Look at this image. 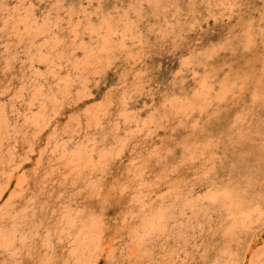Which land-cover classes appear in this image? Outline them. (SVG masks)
Wrapping results in <instances>:
<instances>
[{
    "label": "bare ground",
    "instance_id": "bare-ground-1",
    "mask_svg": "<svg viewBox=\"0 0 264 264\" xmlns=\"http://www.w3.org/2000/svg\"><path fill=\"white\" fill-rule=\"evenodd\" d=\"M67 15L69 32H51L44 43V61H50L51 67L33 91L41 101L39 116L26 120L13 143L0 144V212L5 218H16L12 215L17 213L18 201L36 196L31 206L41 214L40 225L35 223L30 240L21 235L24 229L20 227L11 244L0 236L4 264L17 251L14 246L28 254L27 261L32 264H205L198 260V254L207 250L203 233L202 240L183 236L174 239L171 230L164 228L169 211L175 217L193 213L205 198L214 210L226 212L231 218L222 225L229 255H220L222 251L207 254L209 264H264V197L249 200L248 193L234 190L221 166L227 147L223 135L241 142L251 137L247 122L239 126L237 119L253 120L264 127L263 115L255 114L264 111L263 16L249 23L242 36L225 39L215 51L200 52L203 60H198L199 52L192 53L190 60L204 67L194 88L189 91L181 86L180 92L175 88L165 95L163 107L150 119L142 120V128L126 130L123 120H135L125 109L113 111V99L107 98L88 111L94 112L95 122L102 126L101 144L92 148L61 144L58 148L66 154L47 157L42 140L51 131L53 119L82 102L93 71L107 66V57L101 53L108 47L106 38L101 37L92 46L85 43L86 35L95 38L86 7L81 4ZM78 47L84 48L83 59L78 57ZM221 57L224 61L214 64V59ZM62 62L67 72L61 70ZM197 115L205 120L193 139L182 140L175 128L162 132L163 127L158 126V116L170 117L178 128H185V121ZM3 116L6 118V114ZM214 116L221 121L211 128ZM69 117L78 120L74 110ZM92 127L91 120L88 129ZM260 139L254 156L258 165L255 174L264 175V137ZM247 157L242 156L240 163ZM251 182L249 178L246 185L252 187ZM70 186L82 198L76 207L60 200ZM200 188L206 190L205 195L196 197L195 191ZM44 193L45 201L40 202ZM253 201L260 202V208L253 206ZM189 221L198 225V215L192 214ZM251 228L255 235L244 249L240 239ZM152 231L158 240L151 248L136 252L141 239ZM17 240L22 247L16 245Z\"/></svg>",
    "mask_w": 264,
    "mask_h": 264
},
{
    "label": "rangeland",
    "instance_id": "rangeland-1",
    "mask_svg": "<svg viewBox=\"0 0 264 264\" xmlns=\"http://www.w3.org/2000/svg\"><path fill=\"white\" fill-rule=\"evenodd\" d=\"M81 4L89 12L95 34V38L86 35L85 43L92 46L101 37L106 38L108 47L102 49L101 53L107 57L104 59L107 66L93 71L87 86V97L82 102L78 101L73 109L53 119L51 131L45 133L42 140L47 149V157L57 155L58 152L66 154V150L58 148L61 144L73 148L83 145L92 148L98 146L97 143L101 144L104 140L101 135L102 126L95 122L94 112L88 111L94 103L107 98L113 99V111L125 109L135 120V123L123 120L126 130L142 128L140 122L150 119L158 108L163 107L165 95L175 88L180 92L181 86L189 91L194 88L204 67L190 60L192 53L215 51V47L225 39L242 36L249 23H253L254 19L260 21V15L264 21V0H0V144L13 143L26 120L39 116L41 101L34 97L33 91L51 67L50 61H44V43L51 32H69L67 13L70 9L79 8ZM201 55L198 60H203ZM78 57H85L84 48L78 47ZM222 57L214 59V64H221L224 61ZM185 60L188 62L184 63ZM234 63H237V59ZM61 67L62 71H68L65 62H62ZM224 67L221 68L224 70ZM73 110L78 120H70L69 114ZM3 114H6V118ZM255 114L264 117V111ZM158 117V121L161 119L158 126L163 127L162 132L165 128H175L177 136L182 140L187 137L193 139L205 120L199 115L196 118L190 116L192 118L185 121V128H178V123L170 117ZM91 120L95 127L89 130L88 123ZM213 120L211 128L217 127L221 121L215 116ZM245 122L250 129L249 141L230 140L222 136V142L227 147L224 149L226 156L221 166L222 170L225 169L224 178L233 189L245 191L250 195L248 199L253 200V196L264 197V175L255 174L258 165L254 159L260 137H264V127L253 120H236L239 126ZM54 127L57 129L55 132ZM246 155V161L240 163V158ZM249 178L252 179V187L246 185ZM74 191L75 187H66L65 195L60 200L74 207L81 204L82 198L74 194ZM205 191L204 188L196 190V197L205 195ZM35 197L18 201L17 213L12 215L16 218H5L3 212H0V236L5 242H13L19 227L24 229L21 235L30 240L35 223L38 226L41 222L39 209L35 210L31 206L34 205ZM41 201H45V193ZM252 204L260 208L261 203L253 201ZM211 205L209 199L205 198L193 213L187 212L175 217L169 211L164 224L165 229L171 230L174 239L183 236L202 240L200 235L203 233L207 250L198 254H201L198 260L205 264L211 262L207 254L222 251L220 255H229V252L226 253L228 244L223 237L222 225L229 223L230 215L226 212L220 214ZM194 213L199 220L195 226V223L191 225L189 221ZM254 230L251 228L243 233L240 240L243 241L244 249L254 238ZM158 237L153 232L142 238L136 252L151 248ZM16 245L23 246L20 240L16 241ZM13 250L17 251L9 256L6 264H32L27 261L28 254L20 253L15 246ZM13 250L10 249L11 252ZM1 258L0 254V264H4ZM145 260L147 258H143ZM128 264L140 263L134 261Z\"/></svg>",
    "mask_w": 264,
    "mask_h": 264
}]
</instances>
